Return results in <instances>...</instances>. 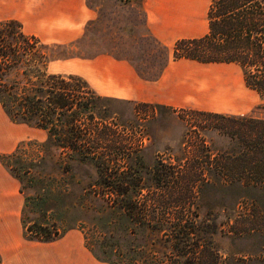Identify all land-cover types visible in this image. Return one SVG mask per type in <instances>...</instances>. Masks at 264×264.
Segmentation results:
<instances>
[{
	"label": "rangeland",
	"instance_id": "374dc122",
	"mask_svg": "<svg viewBox=\"0 0 264 264\" xmlns=\"http://www.w3.org/2000/svg\"><path fill=\"white\" fill-rule=\"evenodd\" d=\"M159 3L185 6L191 11L193 25L198 27L200 35L208 31L209 0H149V4ZM88 5L96 13V18L86 28L80 44L73 49H54L53 54H107L130 61L147 77L158 75L172 58L174 45L167 51L156 44L149 28L147 31L142 0H88ZM210 65L216 69L218 83L215 96L211 99L214 107L208 112L264 118V101L256 91L246 86L240 66ZM94 110L95 123L88 119L85 133L92 140L87 148L98 151L104 157L99 161V170L90 163L70 160L73 152L55 147L51 149V155L56 165L44 169V173L49 175L44 176L36 170L29 175L22 173L26 182L23 186L24 201L26 198L34 201L47 192L55 196L59 207L49 201L42 204L44 211L49 209L48 223L56 218L63 219L68 226L81 222L80 227L88 232L89 242L98 253L101 250L111 253V250L105 246V237L91 229L95 219L102 221L101 227L105 231L113 230L115 225L120 246L112 253L116 255L118 264H133L136 261L139 264H174V261L182 264L184 258L174 256L177 245L187 249L193 244L198 250L206 248L210 252H218L220 264H264V233L247 231L246 225H238V221L256 212L264 215V200L250 201L249 196L256 195L254 192L246 194L243 188L234 187L219 194L208 187L201 195L186 201L164 199L175 180L170 176L168 178L166 173L178 175L181 167L182 171L192 169L196 164V153L201 149L217 153L229 147L228 138L214 128V123L189 112L177 114L163 106H148L103 96ZM92 129H109L112 136L109 141L93 145L95 133ZM12 132L17 137L22 136L20 131L13 129ZM1 137L6 138L8 143H0V156L12 153L20 144L31 141H17L12 151H4L14 138L5 131H2ZM47 139L41 142L33 140L44 143ZM41 151L39 145H33L23 153L28 159H38ZM61 163L67 168L60 169L57 165ZM3 169L0 161L1 173ZM157 175L164 181L161 190L153 181ZM17 183L22 189L21 183ZM114 187L121 192L112 190ZM96 190L101 196L88 192ZM109 191H114L111 198ZM128 202L132 205L130 210L125 208ZM88 210L89 219L80 218L81 212ZM28 217L29 222L38 218L32 212ZM177 217L193 221L198 228L183 242V238L176 240L172 233ZM127 231L133 239L130 247L134 250L130 253L126 249L129 240L124 235Z\"/></svg>",
	"mask_w": 264,
	"mask_h": 264
},
{
	"label": "trees",
	"instance_id": "16d2710c",
	"mask_svg": "<svg viewBox=\"0 0 264 264\" xmlns=\"http://www.w3.org/2000/svg\"><path fill=\"white\" fill-rule=\"evenodd\" d=\"M207 19L206 34L198 38L177 40L173 46L172 58H169L158 75L147 77L134 66L138 74L144 80L156 81L170 62L182 59L202 64H236L242 69L246 86L256 91L264 101V0H209ZM91 25L92 22L88 24V27ZM153 39L157 45L170 51V48L154 37ZM80 42L73 45H47L37 37L26 34L20 22L0 21V105L14 124L43 130L48 137L44 143H38L35 140L24 142L14 152L0 156L2 165L21 183L22 195L23 186L26 183L22 173L29 175L36 170L45 176L50 173H44L46 172L44 169L56 165L51 155L52 148L70 150L74 153L70 155V160L83 164L90 163L98 170L99 161L104 159L98 151L87 148L91 137L87 138L85 133L86 121L88 119L95 121L94 108L101 96L97 95L88 82L80 76L54 74L49 71V65L54 61L102 55L53 54L54 49L65 47L73 49ZM167 108L177 114L189 112L214 123V128L228 138L229 147L217 153L201 149L196 153L198 154L195 162L197 165L194 164L192 169L182 171L183 167H181L177 171L178 175L166 173L168 178L170 176V179L175 180L172 182V188L168 190V196L164 199L186 201L190 197L201 195L208 187L219 194L234 187H240L246 194L250 192L256 194L249 196L250 201L264 200V118L210 113L192 108ZM92 132L95 133L93 145L96 146L99 142L109 141L112 136L109 129L101 131L92 129ZM33 145L40 146L41 156L38 159L24 157L25 149ZM57 166L60 169L67 168V166L62 167L63 163ZM106 170L109 169L106 168ZM153 181L157 183L160 190L164 186L160 175L154 176ZM83 190L86 191V189ZM112 190L121 192V189L117 187ZM114 191L107 193L110 198ZM88 192H94V196H101L97 190ZM47 202L59 207L51 192L43 194L42 197H36L34 201L26 198L22 211V223L27 241L51 243L61 239L69 231L79 229L85 236L87 247L99 261L118 264L116 255L112 253L120 246L116 239L115 225L113 230H106V232L101 227L102 221L95 219L91 229L105 237V246L111 250V253L102 250L98 253L89 242L88 232L80 227L81 222L68 226L63 219L56 218L52 223H48L49 209L44 211L42 205ZM125 208L132 209L131 202H128ZM31 212L36 213L38 218L29 222L28 215ZM88 212L89 210L81 212L80 218L89 219ZM240 224L246 225L247 231L257 230L264 233V215L260 212L238 221V225ZM174 228L172 233L176 240L183 238L181 242L184 238H190V235L198 230L196 223L179 217ZM124 235L129 240L126 242V249L130 253L134 250L130 247L133 239L129 231ZM193 245L187 249L177 245L174 256L183 257L182 264H220L221 256L218 252L212 250L210 252L206 248L198 250L196 244ZM177 262L174 261V264H181ZM0 264H2L1 256ZM133 264L139 263L136 261Z\"/></svg>",
	"mask_w": 264,
	"mask_h": 264
},
{
	"label": "crops",
	"instance_id": "0c3cea01",
	"mask_svg": "<svg viewBox=\"0 0 264 264\" xmlns=\"http://www.w3.org/2000/svg\"><path fill=\"white\" fill-rule=\"evenodd\" d=\"M143 7L150 34L168 48L179 39L203 36L193 25L192 13L185 6L149 4V0H143ZM95 18L96 13L88 0H0V21L20 22L26 34L47 45L77 43ZM49 71L80 76L99 96L202 111H211L214 107L211 99L218 83L214 66L188 59L170 62L156 81L144 80L130 61L107 54L54 61L49 65ZM5 115L0 105V143H8L1 137L2 131L14 138L4 151H12L17 141L35 139L41 142L46 139L45 131L14 124ZM13 129L20 131L22 136L14 135ZM5 170L0 172L2 264H108L93 255L79 229L71 230L51 243L27 241L22 223L24 197L18 180Z\"/></svg>",
	"mask_w": 264,
	"mask_h": 264
}]
</instances>
